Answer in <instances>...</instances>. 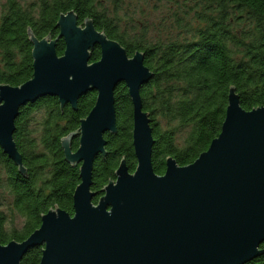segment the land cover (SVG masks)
<instances>
[{"label":"water","instance_id":"95a60500","mask_svg":"<svg viewBox=\"0 0 264 264\" xmlns=\"http://www.w3.org/2000/svg\"><path fill=\"white\" fill-rule=\"evenodd\" d=\"M57 28L58 37L42 39L30 29L32 78L19 86L0 84V146L27 176L14 139L21 108L56 96L62 108L77 109L82 96L97 92L79 129L62 139L66 161L80 167L74 213L57 206L26 240L0 241V264H22L36 246H43L39 264H247L264 255V105L244 109L232 87L222 130L209 148L188 165L168 157L165 173L157 174L152 119L141 96L155 75L145 54L129 56L92 19L79 23L74 10L60 15ZM97 47L101 57L91 62ZM122 84L133 104L138 163L131 172L123 159L95 203V162L107 154L105 136L118 132ZM74 137L80 139L76 150Z\"/></svg>","mask_w":264,"mask_h":264},{"label":"trees","instance_id":"16d2710c","mask_svg":"<svg viewBox=\"0 0 264 264\" xmlns=\"http://www.w3.org/2000/svg\"><path fill=\"white\" fill-rule=\"evenodd\" d=\"M128 1L108 0L107 4V0H0V84L19 86L32 78L30 29L39 39L56 38L62 13L74 10L79 23L92 19L96 28L120 42L129 56L143 52L145 64L155 73L142 87L141 96L144 110L152 119L153 167L157 174H164L168 157L188 165L219 136L232 87L244 109L264 105V0H159L170 3V24L181 31L170 40L151 39L150 23L137 15L145 12L138 11L140 6L136 8L134 0ZM64 51L65 43L60 39L57 52L63 55ZM100 57L97 47L91 62ZM116 96L118 132L105 136L107 154L95 162V203L103 195L102 189L116 179L115 172L123 159L131 172L138 163L133 145V104L124 84ZM96 98L97 92H88L74 109L70 104L62 108L58 97L47 96L21 108L14 139L28 175L20 173L0 146L2 243L26 240L52 208L59 206L74 213L73 196L81 182L80 167L66 161L62 139L79 129ZM34 113L42 114L39 128L33 127ZM161 116L168 117L172 128L162 127L158 121ZM179 129L187 131L183 145L175 139ZM79 140L74 137V150ZM3 195L12 198L11 205H6L7 212L2 209V201L7 198ZM15 215L23 218L20 229L8 227ZM42 249L43 246L30 248L22 264H39ZM247 264H264V255Z\"/></svg>","mask_w":264,"mask_h":264},{"label":"rangeland","instance_id":"374dc122","mask_svg":"<svg viewBox=\"0 0 264 264\" xmlns=\"http://www.w3.org/2000/svg\"><path fill=\"white\" fill-rule=\"evenodd\" d=\"M36 0H25L26 3L29 2H34ZM128 3H130V0L128 1ZM107 4H108V0H107ZM134 6L136 8H138V6H140L138 8V11L143 10L145 12V14L142 13H137V15H141L139 16L140 18H143L144 21L149 22L150 23V37L153 40H156L157 38L160 39H166V40H170L174 38V35L179 36L181 31L178 28H172L173 24H170L171 22V18L172 15L169 12V5L170 3L168 2H162V1H155L152 0V2H150V4H147V2L145 0H134L133 2ZM132 4V5H133ZM137 10V9H136ZM3 13V5L2 3H0V20H1V16ZM167 20V21H165ZM165 21V24H163V22ZM176 38V37H175ZM174 38V39H175ZM33 119H34V125L33 127L39 128V124L42 120V114L41 113H34L33 115ZM158 121L161 122V125L163 128L169 129L170 127L172 128V123L170 122V120L168 119V117L166 116H161L158 118ZM186 130L183 129H179L178 132H176L175 134V139L178 145H183L185 138H186ZM2 193V191H0ZM5 198L7 195H3ZM6 199V200H5ZM2 202L4 203L2 209L4 211H8L7 206L11 205V200L12 198L7 196V198H5ZM10 215V214H9ZM13 215V214H12ZM11 225H8V227L10 228L11 226H15L17 228H21L23 226V218L15 215L12 219L10 218Z\"/></svg>","mask_w":264,"mask_h":264}]
</instances>
